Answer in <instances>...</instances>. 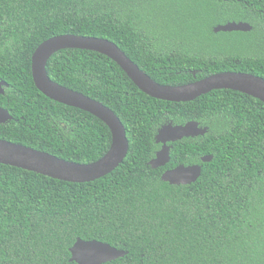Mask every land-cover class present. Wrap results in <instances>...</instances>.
Here are the masks:
<instances>
[{"label":"trees","instance_id":"16d2710c","mask_svg":"<svg viewBox=\"0 0 264 264\" xmlns=\"http://www.w3.org/2000/svg\"><path fill=\"white\" fill-rule=\"evenodd\" d=\"M173 2L174 10L157 18L148 0H0V80L6 83L0 107L12 116L0 124V139L78 163L93 162L110 147L105 123L46 97L33 83V51L60 34L106 38L160 84L222 71L264 78L263 60L232 63L237 48L224 45L264 39V0ZM228 21L252 29L212 31ZM46 71L109 107L129 148L112 172L84 183L0 164V264H77L70 261L77 238L127 252L103 264H264L262 101L230 89L186 102L156 99L113 60L85 49L55 52ZM191 120L207 132L171 142L169 162L151 168L158 127ZM205 155L212 160L202 162ZM194 163L201 165L194 183L161 180L166 169Z\"/></svg>","mask_w":264,"mask_h":264},{"label":"water","instance_id":"95a60500","mask_svg":"<svg viewBox=\"0 0 264 264\" xmlns=\"http://www.w3.org/2000/svg\"><path fill=\"white\" fill-rule=\"evenodd\" d=\"M252 29L248 22L228 21L214 26L215 32L242 31ZM66 48L85 49L101 53L113 60L145 94L164 101L186 102L196 99L215 89H230L245 93L264 103V78L240 71L217 72L201 79L181 85H165L156 82L139 68L114 42L96 36L60 34L41 42L31 55V76L35 87L46 97L59 103L72 106L100 119L111 131V144L107 152L90 163H78L59 158L45 151L19 143L0 139V164L36 172L54 179L73 183L94 181L112 172L126 157L129 144L126 129L119 117L106 105L76 90L63 86L47 74L48 59L57 51ZM6 83L0 80V93H4ZM12 119L9 111L0 107V124ZM207 127L198 121L173 124L171 121L158 127L154 140L161 147L155 152L148 165L155 169L169 162V142L184 137L204 135ZM212 160V155L201 157L202 162ZM201 174V165L179 164L162 172L161 180L171 185L194 183ZM70 261L77 264H103L127 252L98 240L77 238L70 248Z\"/></svg>","mask_w":264,"mask_h":264},{"label":"flooded vegetation","instance_id":"af4514ba","mask_svg":"<svg viewBox=\"0 0 264 264\" xmlns=\"http://www.w3.org/2000/svg\"><path fill=\"white\" fill-rule=\"evenodd\" d=\"M235 1L238 2V0H235ZM213 28L214 27H212V31L215 32L213 30ZM249 31H251V30H249ZM231 32H234V31H231ZM231 32H228V33H231ZM215 33L219 34V33H227V32L219 31V32H215ZM224 45L226 46V48H233L234 45L237 48V55L239 57L238 58L237 57L232 58L230 60L232 63H240L241 64L243 62H246L247 60L250 61L251 60L250 58H254L256 60L259 58V59L264 61V39H256L255 38V40H239V41H231V42L227 41L226 43H224ZM216 54L218 56L222 54V53H220L219 47L216 50ZM239 58H241V59H239ZM192 76L194 78L196 77V75H192ZM170 143L171 142H169L167 144L170 146V149H171L172 145ZM160 147H161V144H160ZM194 164H196V163H194ZM168 169H170V168H168Z\"/></svg>","mask_w":264,"mask_h":264},{"label":"rangeland","instance_id":"374dc122","mask_svg":"<svg viewBox=\"0 0 264 264\" xmlns=\"http://www.w3.org/2000/svg\"><path fill=\"white\" fill-rule=\"evenodd\" d=\"M149 3L152 2L153 4V9L155 10L154 13L156 14L157 18L160 17V18H164V17H167L168 16V13L167 11L168 10H171L173 11L174 8H175V4L173 2V0H148ZM187 3V0L186 2ZM178 7V6H177ZM176 7V8H177ZM181 7V6H179ZM173 15H176L178 17H181L182 14H177V13H173Z\"/></svg>","mask_w":264,"mask_h":264}]
</instances>
